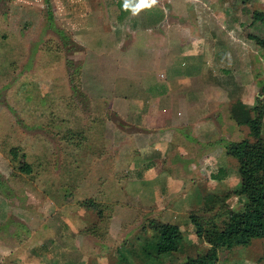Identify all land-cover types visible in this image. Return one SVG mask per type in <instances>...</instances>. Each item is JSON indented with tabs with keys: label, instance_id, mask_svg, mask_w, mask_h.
<instances>
[{
	"label": "rangeland",
	"instance_id": "rangeland-1",
	"mask_svg": "<svg viewBox=\"0 0 264 264\" xmlns=\"http://www.w3.org/2000/svg\"><path fill=\"white\" fill-rule=\"evenodd\" d=\"M14 1L0 0V264H138L133 252L145 232L150 233L147 223L152 219L177 224L185 239L180 252L143 264L180 263L204 253L209 245L190 215L205 220L218 212L220 202L208 210L212 202L206 193L220 199L229 194L223 205L242 208L246 197L237 159L225 154L231 161L223 180L211 179L208 170L175 172V168L174 174L192 182L182 186L164 179L156 184L143 180L150 174L145 164L131 169L130 163L133 155L146 160L145 154L159 153L148 141L154 125L145 123L148 117L139 108L119 104L134 93L110 90L119 77L132 74L127 70L132 68L130 62H105V69L113 63L116 73L111 70L102 78L101 68L83 67L90 53L80 45L69 47L72 37L63 15L53 12L47 0L32 12H23ZM133 3L132 12L120 21H114L109 9L104 19L114 24L123 48L129 52L131 47L134 57L142 51L129 43L134 39L124 34L126 24L139 31L141 40L146 34L158 39L165 33L176 39L183 33L181 26L192 34L200 30L194 25L200 21L203 33L216 34L217 48L224 43L216 32L226 34L222 27L231 15L227 10L237 6L233 0H157L143 7L141 0ZM157 23L151 31L141 30ZM245 33L250 35L230 31L228 39H245V46H234L238 57L233 60L255 86L241 93L233 88L228 95L251 106L264 101V46L251 37L258 36L254 30ZM124 37H130L129 42ZM115 52L119 54L118 47ZM141 63L137 61V68ZM187 68L192 70L193 65ZM134 79L124 78L130 85ZM216 112L215 136L205 140L215 141L218 151L227 142L250 138L245 126L229 118L228 110L221 107ZM199 132L193 133L197 139L202 136ZM21 160L31 167L29 173L18 169ZM263 251L264 240H257L220 254L216 264H264L259 260Z\"/></svg>",
	"mask_w": 264,
	"mask_h": 264
},
{
	"label": "crops",
	"instance_id": "crops-1",
	"mask_svg": "<svg viewBox=\"0 0 264 264\" xmlns=\"http://www.w3.org/2000/svg\"><path fill=\"white\" fill-rule=\"evenodd\" d=\"M117 1H110V4L107 3L108 0H47V4L52 7L53 12L63 15L61 17L65 20L64 26L70 31L72 39L92 56L85 55L84 68L88 66L101 68L102 78H104L111 70L116 73L113 63L122 60H127V64L130 62L133 69L128 67L127 70L132 74L122 79L118 76L119 81L114 83V88L110 90L135 94L132 99L119 104L123 103L127 108H139L140 114L143 113L144 118L148 117L145 123L150 127L154 125L151 129L154 132L148 134L153 138H149L148 141L154 148L152 150L159 151V153L145 154L146 160L142 159V155H133L130 163L131 169L145 164L144 166L148 168L145 171L150 174L143 180L156 184L155 182L159 179H164L169 185L172 182H180L182 186L183 183L192 181H185V178H181L177 173L174 174L171 171L172 168H175V172L196 169L201 172L208 170L211 174L218 170L215 171L212 167L218 165L220 166L218 168L226 170L231 160L225 156L224 149L218 151L214 144L215 141L212 140V144H209L210 140H205L208 135L215 136L217 121L212 119V114L221 107L229 112L228 107L236 101L248 105L243 98L231 99L228 93H231L233 88L237 93H241L245 88L255 86V82L252 80L248 82V79L244 78V74L239 72L233 60L238 57L234 46H245V39L237 36L235 41H232L228 39V33L239 31L240 35H250L244 30L250 21V15L246 14V11L252 8L257 9L258 5L261 7L260 10L264 11V0H251L250 3L255 6L239 5L228 8L227 11L231 15L227 16L222 27L226 34L216 32L223 36L222 43L224 44L217 48L216 34L211 31L207 34L203 33L204 27L200 21L194 24L200 30H195L191 32L192 34L187 27L181 26L183 33L176 39L170 38L169 33H165L160 34L158 39L146 34V39L141 40L137 38L139 31L131 29L126 24L124 34L131 35L134 40L129 42L130 37L121 39L127 40L132 47L135 44L139 45L143 54L140 53L136 57L131 52V47H129L131 53L128 52V47L126 50L123 48V41L118 39L114 24L104 19V12H108V9L114 14V21L123 19L117 7ZM14 2L23 12L40 9L45 3L43 0H15ZM157 25L159 24L148 25L141 30L151 31V27ZM210 29L213 28L210 27ZM116 47L119 49V54L115 52ZM169 59H174L176 63L170 62L169 65ZM230 59L233 62L229 61ZM135 60L136 66L134 65ZM110 61L113 62L111 68L107 66L108 69H105L104 65H107L105 62ZM137 61H142L140 68H137ZM188 64L193 65L192 70L187 68ZM130 76H135V79L131 80V85L127 82L128 80H124ZM262 77L264 78V75ZM158 82L164 84L158 86ZM183 93L185 95H182ZM199 131L202 136L198 139L202 142H199L193 134ZM185 135H187L186 139ZM167 169L170 173L165 171ZM160 172L163 173L160 174Z\"/></svg>",
	"mask_w": 264,
	"mask_h": 264
},
{
	"label": "trees",
	"instance_id": "trees-1",
	"mask_svg": "<svg viewBox=\"0 0 264 264\" xmlns=\"http://www.w3.org/2000/svg\"><path fill=\"white\" fill-rule=\"evenodd\" d=\"M133 2L134 0L117 1L121 16L130 13ZM247 2L250 0H233L234 5L237 6L246 5ZM246 14L250 15V21L245 29L250 32L254 30L258 36L252 37L264 46V11L249 9ZM68 43L70 48L78 45L69 38ZM68 62L70 60H67ZM229 115L236 125L248 129L250 137L230 141L223 146L225 154L238 161L242 192L246 197L244 204L240 210H232L227 205H223L229 194L223 195L220 199L221 196L217 194L206 193V198L212 202L208 210L213 209L218 202L221 203L220 209L205 220L197 215H190V219L201 234L203 233L202 238L209 245L208 249L202 254L188 256L183 262L175 263L168 260L163 264H216L220 254L231 252L235 248H246L254 241L264 240V133L262 132L264 101L251 106L240 101L233 102L229 106ZM14 157H17L15 153ZM18 169L29 173L31 167L21 160ZM225 177L224 168L211 173V178L215 180H222ZM147 228L150 233L145 232L138 249L133 252L138 264L151 260L159 262L165 257L164 255L169 256L183 249L185 236L177 224L152 219L148 221ZM142 230L144 231L145 227ZM259 260L264 262V251Z\"/></svg>",
	"mask_w": 264,
	"mask_h": 264
},
{
	"label": "clouds",
	"instance_id": "clouds-1",
	"mask_svg": "<svg viewBox=\"0 0 264 264\" xmlns=\"http://www.w3.org/2000/svg\"><path fill=\"white\" fill-rule=\"evenodd\" d=\"M157 0H141L140 6L143 7L145 5H155Z\"/></svg>",
	"mask_w": 264,
	"mask_h": 264
}]
</instances>
